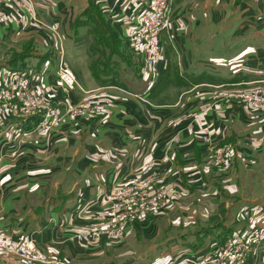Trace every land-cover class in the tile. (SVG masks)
Instances as JSON below:
<instances>
[{"label": "crops", "instance_id": "obj_1", "mask_svg": "<svg viewBox=\"0 0 264 264\" xmlns=\"http://www.w3.org/2000/svg\"><path fill=\"white\" fill-rule=\"evenodd\" d=\"M34 1L38 21L21 9L0 4V36L17 42L39 35L41 46L52 50L61 42L65 57L69 53L75 62L76 50L86 42L85 53H80L85 69L76 65L74 71L85 89L110 95L114 101L98 125H58L48 138L25 135L34 128L32 122L0 124V239L16 247L32 238L50 257L94 264L92 257L98 251L84 244L82 236L86 219L92 217L89 210L102 207L113 186L141 173H154V189L167 188L183 203L199 194L219 199L220 183L226 182L232 200L227 208L234 211L228 212L229 222L219 223L222 232L250 233L252 226L264 227V110L242 104L234 87L264 81V56L252 54V46L246 47L237 35L246 23L250 28L254 18L263 22L262 28L249 31L264 34V0H173L170 28L162 36L164 58L157 70L135 67L133 63L139 62L135 56L114 52L110 60H99V74L94 68L98 55L88 54L94 39L78 38L77 33L88 29H75L74 23L92 3L99 5L114 37L132 53L124 30L146 0ZM45 25L59 30L60 41L50 34L53 42H45L40 33ZM65 38L74 42L73 52L70 43L64 45ZM262 43L253 42L255 51L259 47L264 51ZM223 48L243 52L222 57ZM26 60L4 61L0 66L18 67ZM35 60L24 64L26 70L47 78L46 63L52 68V60L42 64ZM51 80L47 78L48 83ZM79 92H72L74 98ZM93 131L98 136H91ZM204 133L214 145L233 146L225 165L207 164L211 145L202 140ZM23 189L39 196L50 189L57 197L40 213L35 208L21 212L14 201ZM211 205L212 211L220 206ZM155 216L130 223L128 235L140 226L154 229ZM217 232L208 237L212 239L204 251L196 252L212 251L221 241ZM0 264L10 263L0 258Z\"/></svg>", "mask_w": 264, "mask_h": 264}, {"label": "built area", "instance_id": "obj_2", "mask_svg": "<svg viewBox=\"0 0 264 264\" xmlns=\"http://www.w3.org/2000/svg\"><path fill=\"white\" fill-rule=\"evenodd\" d=\"M172 3L173 0H146L130 26L125 27V37L132 53L137 59L142 58L149 69L154 70L163 58L162 36L170 28ZM0 4L21 9L32 21H38L34 0H0ZM48 28L59 40V30L54 26ZM58 57V68L50 83L40 73L9 65L0 66V124L32 122L34 128L25 134L30 137H46L51 133L63 117L58 92L68 96L76 88L84 90L76 73L65 62V48L61 42H58ZM237 96L252 109H264V84L243 90ZM109 101L107 98L105 102ZM100 107L101 112L108 110L103 104ZM72 110L70 108L69 111ZM201 138L211 145L207 164L225 165L233 146L214 145L209 133H204ZM154 184V173H141L130 184L113 188L102 201V208L92 219V224L83 228L82 236L91 242L123 239L130 223L140 220L148 211L171 203L166 190H154ZM251 230L250 233H229L209 252H184L177 264H264V227L252 226ZM0 253L4 254L0 258L10 264H74L68 258L50 257L32 238L24 239L16 247L0 239Z\"/></svg>", "mask_w": 264, "mask_h": 264}, {"label": "rangeland", "instance_id": "obj_3", "mask_svg": "<svg viewBox=\"0 0 264 264\" xmlns=\"http://www.w3.org/2000/svg\"><path fill=\"white\" fill-rule=\"evenodd\" d=\"M41 15L42 18L45 21H47L45 15L44 14ZM80 16L81 17L83 16L82 13ZM91 19L92 22H94L95 26L91 22L86 25L79 26L78 27L79 30L88 29V31L83 30L81 33H79V35H77V37L78 38L88 37L94 39V41H92L90 45V48L88 49V54H91V56L98 55L96 58L97 59L96 60L97 66L95 67L96 69L100 68L99 60L101 58L107 59L109 57V59L107 60H110L111 59L110 56H112L114 52H115V56H120L117 55L120 53L122 55L125 53L127 54L129 53L128 55L130 56V58H132V55L134 57V54L130 52L129 48H127V46H125L122 43L120 44L119 43L120 40L113 36V30L111 24L108 21H106V24L111 27L109 30V28L104 24V22H102L99 14H97L95 10H93V13L91 14ZM257 19L258 18H254V20L250 21L251 24L250 28L252 29V31L254 29L262 28L263 22L262 23L258 22ZM244 26L247 27L244 29L239 28L240 30L239 32H237V35L242 36V38L239 41L243 42L246 45V47L248 46V44H249L248 47L252 46V48H250L252 54L256 53L260 57L264 56V54L262 53L264 51L259 50L261 47H259V49L258 50L256 49L257 51H255L253 45L254 41L255 43L264 42L262 40L264 34L258 36L255 34V32L254 34L251 33V31H249L251 30L249 28V23H246ZM92 27L93 28L96 27L97 30H99V32H96V34L93 32L91 33ZM41 31H40L41 34H45V42L47 40L48 42H53V39H51L50 36V34L52 35V32L48 28V25H45V30L42 32ZM100 34L103 36L104 39H106V41L105 40L101 41ZM38 37L39 35L37 36V39L35 37H31V38L21 39L16 42L9 39H3V37L0 36V62H4V61L13 62L19 59L23 61L26 58L27 59L26 61L28 62L31 61L33 63H36L35 59H38V61H41L39 63L42 64L45 61V59L49 58L53 62L52 64L53 67L51 68V65L49 63L48 64L46 63L47 65L46 67L48 68L45 69V72L47 73L45 75L47 76L48 79L54 78L59 63L58 54L56 55V53L58 52V48L57 47L55 48L56 45L53 46L54 47L53 50L50 47L47 48L45 46H41L40 42H38ZM95 38H97V40H95ZM125 39L127 38L125 37ZM2 40H6V41L2 42ZM64 40H65L64 45L66 43H70L69 45L73 52L74 50L72 44H74V42L69 41L68 38H65ZM85 45L86 42L83 44V46H80V48L76 50L75 58L77 59L78 62L70 60L71 54L69 53H67L65 57L66 64L73 71H74V66L76 65H78V67L82 69H85V66L82 64L83 60L80 54L83 52L85 53ZM232 50L223 48L220 50L219 54L222 57L225 55L238 57L243 52V48L232 49ZM54 58L56 59L54 60ZM72 58H74V56H72ZM138 60L139 62L135 64L133 63V65L135 67L144 68L146 65L143 59L138 58ZM262 65H264V62ZM157 66L154 70L150 69V71L152 73L155 72V70H157ZM11 67L13 66L11 65ZM77 78L80 82V78L78 76ZM262 84H264V81H259V82L257 81L249 85L234 86L237 89L235 92L236 99L238 98L237 96L238 93H240L241 91L248 90L250 88ZM83 88L84 90L80 88L78 89L76 88L74 90V92H76V90L77 92L80 91L79 92L80 95L76 98H74L72 93L67 96L62 91L58 92V98L60 99V103H61L60 107L63 117L58 122V124L55 125L51 133L48 136H46L47 138L51 137V135L54 132V129L58 125H88V124L98 125L99 121L101 120L102 114H104L103 112L100 111L101 104L105 105L106 108H108V110L113 105L114 99L112 96L107 94H100V92H98L97 90H87L85 89L84 86ZM107 98H109L111 102L109 101V103H106L105 101ZM141 99L143 98L141 97ZM240 102L245 106H247L244 102L242 101ZM70 108L73 110L69 111ZM253 110L262 111L264 109H253ZM90 134L93 137L98 136L96 131H93ZM85 136L87 135L85 134ZM133 178L128 182L129 184L132 182ZM220 184L222 186L221 188L222 196L219 199H216L208 194L207 196L206 195L203 196L202 194H199L200 200L199 198H194L193 200L187 203H183L181 201V198H178L175 195H173L172 198L171 194L169 193V190L167 188H164L167 192L166 194L169 197L171 203L167 207L164 206L162 208H156L142 215V216L149 214L157 215L154 217L155 222L153 223H155L156 225L154 226V229L152 227H149L148 229V227L140 226L139 227L140 230H137V228H135L133 233H131L130 235H128V233L126 232V235L123 239L116 241H109L108 239H103L98 242H91L83 238L84 244H86L90 248H96L95 250L98 251V253H96L92 257L93 260H96L94 264H177V262L180 261L179 257L182 255V253L187 252L186 249L188 248L193 249V251H204L201 249H206L209 242L212 239L208 237H211V235H214L215 232H217V230L220 228L218 227L220 222L223 221L229 222L228 220L229 217H227L228 212L231 213L234 211V209L232 208L230 209L227 208V206L232 201L228 198V195L226 193L227 190H225L226 187H224L227 183L221 182ZM115 187L113 186L112 189ZM110 191L106 195H108ZM19 193L20 196L18 199H15L14 204L17 207V210L21 212H24L25 209L27 208H35L36 212L40 213L43 211L42 209L46 206V204L54 203L56 200L55 198L57 197V196L53 197L54 194L51 193L50 189H47V192L45 194L42 191L41 196H39L38 194H33L31 191L28 192L25 189L21 191L19 190ZM106 195H104V197ZM211 203L213 204L218 203L220 205L219 209L215 208L214 211L210 210L212 206ZM101 208L102 207L98 208L97 210H94L93 212L92 209L89 210L92 214V217L86 219L89 221L88 224H86L85 226L92 224V219H95V217L98 215V210ZM0 213H3V210H0ZM91 214L88 215L91 216ZM208 217L210 218L208 219ZM0 218H3V214H0ZM222 230L223 228L222 229L220 228V231L217 232L216 235L220 233L219 237L220 239L223 240L228 235L230 230L228 231L224 230V232H222ZM205 245L206 248H202ZM61 258H67V257H61ZM76 263L78 264V262ZM79 264L82 263L79 262Z\"/></svg>", "mask_w": 264, "mask_h": 264}, {"label": "trees", "instance_id": "obj_4", "mask_svg": "<svg viewBox=\"0 0 264 264\" xmlns=\"http://www.w3.org/2000/svg\"><path fill=\"white\" fill-rule=\"evenodd\" d=\"M93 10H95L96 12H97V14H99V16H100V18H101V20H102V22H104V24L109 28V30H110V26L109 25H107L106 24V18H105V16H104V13H103V11H102V9L99 7V5H97V4H91L85 11H83L82 12V17L81 16H79L78 17V19L76 20V22L74 23V28L75 29H77L79 26H82V25H86V24H88V23H93L94 24V22H92V19H91V14L93 13ZM93 24H91V25H93ZM94 26H95V24H94ZM91 32H93V33H95L96 34V32H99V30H97V28L95 27V28H91ZM78 35H79V33H77ZM98 34V33H97ZM114 36V35H113ZM79 38H82V37H79ZM100 38H101V41H106V39H104L103 38V36L100 34ZM112 46V45H111ZM114 47V46H113ZM112 50H113V48H112ZM48 58V57H47ZM16 61H18V60H16ZM24 64H26L25 62H23V63H21L20 64V66H18V67H14V68H17V69H25L26 70V66L24 65ZM23 65V66H22ZM95 68V67H94ZM95 70H96V68H95ZM96 72H97V74H99V72L96 70ZM40 120V118L39 119H36L35 120V123L36 122H38ZM221 241H222V239H221Z\"/></svg>", "mask_w": 264, "mask_h": 264}]
</instances>
